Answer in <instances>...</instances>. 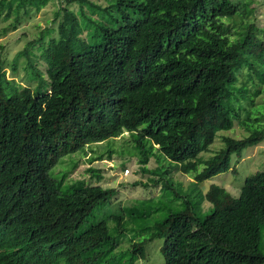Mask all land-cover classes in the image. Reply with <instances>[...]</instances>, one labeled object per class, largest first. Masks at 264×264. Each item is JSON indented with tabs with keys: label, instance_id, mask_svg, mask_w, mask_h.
I'll return each instance as SVG.
<instances>
[{
	"label": "trees",
	"instance_id": "16d2710c",
	"mask_svg": "<svg viewBox=\"0 0 264 264\" xmlns=\"http://www.w3.org/2000/svg\"><path fill=\"white\" fill-rule=\"evenodd\" d=\"M63 1L51 26L20 53L35 87L6 81L0 68V264H133L145 260V246L156 238L162 264H264V170L246 177L237 197L215 184L199 189L219 174H234L232 158L238 162L243 150L264 141V112L251 123L238 120L239 101L251 102L258 92L246 95L245 81L264 84V40L249 22L230 40L221 21L240 16L247 2ZM45 3L0 0V19L13 14V30L19 13ZM242 70L245 80L236 87ZM233 119L246 135L222 138L196 171L197 156ZM123 132L138 172L156 177L151 183L175 169L192 182L173 194L180 207H167L148 237L113 255L126 226L145 213L120 206L111 231L104 221L83 228L115 190L80 181L61 190L62 179L49 173L59 159L56 146L98 145ZM150 158L152 169L145 167ZM86 171L96 183L102 178L97 169ZM202 201L210 207L197 216Z\"/></svg>",
	"mask_w": 264,
	"mask_h": 264
},
{
	"label": "rangeland",
	"instance_id": "374dc122",
	"mask_svg": "<svg viewBox=\"0 0 264 264\" xmlns=\"http://www.w3.org/2000/svg\"><path fill=\"white\" fill-rule=\"evenodd\" d=\"M241 1H245L247 4L243 6V12L240 16L230 20H221L228 27L226 35L230 40L236 39L239 33L242 32L243 25L249 22L260 31L258 35L264 40V0ZM62 6H64L63 0H46L45 5L40 7L37 12L30 11L27 16L19 13V21L13 30L11 28L13 14L5 20L0 19V68L4 72L6 81L13 80L19 87L28 86L31 89L35 87L37 78L30 74L26 67L27 64H25V58L20 53L24 51L28 43L38 39L43 29L51 26L50 21L52 20L53 12ZM65 6L74 12L76 11L75 4ZM13 64L15 67L14 71H12ZM37 69L43 72V64H39ZM244 73L245 71L242 70L240 75H238L236 87H240L244 82ZM254 82L256 83L257 81L254 80ZM245 89L246 95H252L255 90L258 91L251 98V102L244 99L239 101L238 120H244L247 117V123H251L252 121L254 122L255 117L258 118L259 114L264 112V84L254 87L245 81ZM234 106L236 107L237 104H234ZM238 120H232V126L229 130L217 132L208 150L197 156L195 161L196 171L202 168L204 160L222 147V138L240 139L246 135L242 127L238 125ZM106 142L98 145H86L82 148L56 146L55 149L59 159L49 174L56 182L62 179L60 189L65 191L68 184L79 181L84 185L115 190L109 203L98 205L94 208L83 228L98 221H104L107 228L111 231L113 227L112 217L121 214L119 211L120 206L126 208L133 205L135 207L132 213H145V216L140 219L134 217L131 221L132 224L126 226L124 237L118 240L113 250V255H116L117 253L129 251L132 243L148 237L152 230H149V228H152L155 223L164 218L167 207H171L172 210L180 207L177 206L178 203L175 206L176 202L172 200V196L174 193H184L190 186L192 178L190 175L182 174L176 169L168 172L162 170L157 175L158 179H160V184L156 183L155 185L153 182L156 177L138 172V156L132 148L130 138L126 132ZM108 151L109 153H107ZM97 155H100L101 160L90 162L92 159L97 158ZM106 155L109 158L106 159ZM233 161L234 158H232L234 174L231 171H227L202 182L199 185L201 192L204 193L210 184H215L225 189L232 197H237L243 180L254 172L264 170V141L255 147L243 150L241 159L236 163ZM155 166V162L150 158L145 167L152 169ZM88 168L97 169L101 172L102 178L98 183L89 178V174L86 171ZM123 169L128 170L127 176L120 174ZM151 180L153 181L152 183ZM167 185L170 186L169 190L166 189L168 188ZM139 201L143 202V204L138 206ZM209 207L208 203L202 201L199 208L195 206V214L197 216L205 215ZM123 217L125 218V215ZM160 244L161 240L157 238L148 242L144 251L145 260L138 259L133 264H162V257L159 253ZM260 250L264 254V227L261 229Z\"/></svg>",
	"mask_w": 264,
	"mask_h": 264
},
{
	"label": "built area",
	"instance_id": "2783aa9c",
	"mask_svg": "<svg viewBox=\"0 0 264 264\" xmlns=\"http://www.w3.org/2000/svg\"><path fill=\"white\" fill-rule=\"evenodd\" d=\"M121 174H122V176H127L128 170L127 169H124V171Z\"/></svg>",
	"mask_w": 264,
	"mask_h": 264
},
{
	"label": "clouds",
	"instance_id": "9594fccd",
	"mask_svg": "<svg viewBox=\"0 0 264 264\" xmlns=\"http://www.w3.org/2000/svg\"><path fill=\"white\" fill-rule=\"evenodd\" d=\"M102 143H103V142H102ZM100 144H101V143H100ZM95 161H98V160H94L93 162H95ZM123 170H124V169H123ZM123 170L121 171V173L123 172ZM121 173H120V174H121ZM134 183H135V182H134Z\"/></svg>",
	"mask_w": 264,
	"mask_h": 264
},
{
	"label": "crops",
	"instance_id": "0c3cea01",
	"mask_svg": "<svg viewBox=\"0 0 264 264\" xmlns=\"http://www.w3.org/2000/svg\"><path fill=\"white\" fill-rule=\"evenodd\" d=\"M107 143V142H106ZM101 158V157H100ZM95 159H97V158H95ZM106 159H107V155H106ZM101 160V159H100Z\"/></svg>",
	"mask_w": 264,
	"mask_h": 264
}]
</instances>
